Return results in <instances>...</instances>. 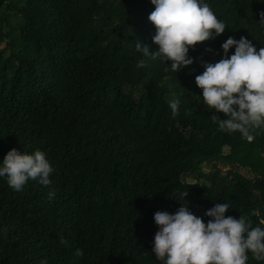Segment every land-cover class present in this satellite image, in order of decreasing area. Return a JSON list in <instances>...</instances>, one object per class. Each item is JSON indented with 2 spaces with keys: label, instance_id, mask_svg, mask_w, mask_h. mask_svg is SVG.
I'll return each mask as SVG.
<instances>
[{
  "label": "trees",
  "instance_id": "trees-1",
  "mask_svg": "<svg viewBox=\"0 0 264 264\" xmlns=\"http://www.w3.org/2000/svg\"><path fill=\"white\" fill-rule=\"evenodd\" d=\"M204 2L227 28L174 72L136 49L158 50L150 0H0V166L16 149L53 168L47 187L15 191L0 177V264H162L154 215L181 204L207 224L228 203L226 216L264 228V128L252 142L219 130L212 116L227 117L195 82L197 57L219 62L229 37L264 47V0Z\"/></svg>",
  "mask_w": 264,
  "mask_h": 264
},
{
  "label": "clouds",
  "instance_id": "clouds-1",
  "mask_svg": "<svg viewBox=\"0 0 264 264\" xmlns=\"http://www.w3.org/2000/svg\"><path fill=\"white\" fill-rule=\"evenodd\" d=\"M150 2L155 9L148 19L156 29L152 42L158 50L150 52L149 46L140 42L136 43V49L153 60L162 57L171 61L174 72L193 64V59L188 56L190 48L215 39L227 28L204 0ZM259 16V23L264 24V12ZM233 47L235 52L229 57V50ZM222 49L224 58L215 64L204 63V71L196 76L195 82L202 90L204 104L227 117L212 116L219 130L239 132L252 142L255 131L264 128V47L257 51L247 38L236 40L229 37ZM141 66L143 61L138 64ZM168 70L165 68L166 72ZM169 106L172 116H177L180 101L172 100ZM52 172L46 154L40 150L21 154L12 149L0 166V177H7L8 185L15 191L22 190L29 179L49 186ZM48 195L51 199L55 192ZM187 195L182 194L183 197ZM229 207L228 203H216L205 212L211 218L207 224L183 204L175 214L156 212L154 221L159 230L152 249L156 259L162 264H247L248 253H251L253 259L264 261V228L253 227L252 220L243 215L239 219L226 216ZM61 243L71 247L66 240ZM74 255L82 256V249L77 248Z\"/></svg>",
  "mask_w": 264,
  "mask_h": 264
},
{
  "label": "rangeland",
  "instance_id": "rangeland-1",
  "mask_svg": "<svg viewBox=\"0 0 264 264\" xmlns=\"http://www.w3.org/2000/svg\"><path fill=\"white\" fill-rule=\"evenodd\" d=\"M3 46H4V44H0V48H2ZM221 53H223V49H221V52L220 53H217L215 55V57L213 58V60H215L216 57H217V59L222 58V54ZM196 61L199 64H201L202 66L205 63L204 60L202 59V57H197ZM218 115L222 116V113H218ZM242 174L245 175V176H247V177H251L252 176L248 171H242ZM188 181H191V179H188Z\"/></svg>",
  "mask_w": 264,
  "mask_h": 264
}]
</instances>
